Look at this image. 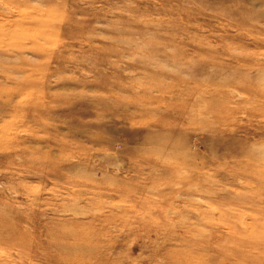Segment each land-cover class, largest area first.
Returning <instances> with one entry per match:
<instances>
[{"label":"rangeland","instance_id":"1","mask_svg":"<svg viewBox=\"0 0 264 264\" xmlns=\"http://www.w3.org/2000/svg\"><path fill=\"white\" fill-rule=\"evenodd\" d=\"M0 264H264V0H0Z\"/></svg>","mask_w":264,"mask_h":264}]
</instances>
